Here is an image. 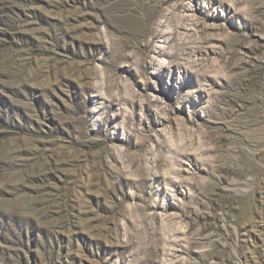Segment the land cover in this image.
I'll return each mask as SVG.
<instances>
[{
	"label": "rangeland",
	"instance_id": "obj_1",
	"mask_svg": "<svg viewBox=\"0 0 264 264\" xmlns=\"http://www.w3.org/2000/svg\"><path fill=\"white\" fill-rule=\"evenodd\" d=\"M0 264H264V0H0Z\"/></svg>",
	"mask_w": 264,
	"mask_h": 264
}]
</instances>
